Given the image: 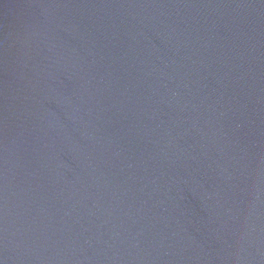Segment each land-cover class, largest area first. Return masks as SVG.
<instances>
[{
    "label": "water",
    "instance_id": "1",
    "mask_svg": "<svg viewBox=\"0 0 264 264\" xmlns=\"http://www.w3.org/2000/svg\"><path fill=\"white\" fill-rule=\"evenodd\" d=\"M0 264H264V0H0Z\"/></svg>",
    "mask_w": 264,
    "mask_h": 264
}]
</instances>
